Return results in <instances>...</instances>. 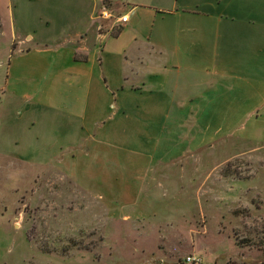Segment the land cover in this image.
<instances>
[{
  "label": "rangeland",
  "instance_id": "rangeland-1",
  "mask_svg": "<svg viewBox=\"0 0 264 264\" xmlns=\"http://www.w3.org/2000/svg\"><path fill=\"white\" fill-rule=\"evenodd\" d=\"M9 5L0 0L5 20ZM125 14L148 32L143 11L127 8ZM119 28L103 22L100 32L112 29L114 35ZM30 47L24 38L9 36L0 20V140L12 155H0V264H264V146L222 139L161 170L147 182L154 187L133 188V171L113 163V155L130 147L129 138L144 150L136 135L146 136V123H136L134 133L127 119L118 140L104 126L96 140L56 154L60 144L73 142L67 138L75 136L76 126L68 128L63 115L52 120L47 111L34 117L31 100L22 98L36 82L16 80L15 71L39 64L14 56ZM10 63L9 90L1 96ZM31 148L44 154L30 155Z\"/></svg>",
  "mask_w": 264,
  "mask_h": 264
},
{
  "label": "crops",
  "instance_id": "crops-1",
  "mask_svg": "<svg viewBox=\"0 0 264 264\" xmlns=\"http://www.w3.org/2000/svg\"><path fill=\"white\" fill-rule=\"evenodd\" d=\"M28 1L33 5L8 0L9 19L0 14V20L9 36L31 46L14 57L39 64L14 76L36 82L22 94L31 100L32 115L47 111L52 120L63 115L68 128L76 126L75 136L67 138L73 142L60 144L56 154L96 140L104 126L118 140L121 123L130 120V131L137 133L135 124L144 122L146 136L136 135L144 150L129 138L130 147L113 155V163L129 166L133 188L141 190L154 187L147 182L161 170L216 141L264 146V0H176L172 8L146 5L155 0ZM127 8L143 11L148 32L131 23ZM103 9L128 20H102ZM103 22L119 25V31L101 33ZM27 28L39 31L17 34ZM10 67L1 96L9 90ZM0 155L12 156L1 140Z\"/></svg>",
  "mask_w": 264,
  "mask_h": 264
},
{
  "label": "built area",
  "instance_id": "built-area-1",
  "mask_svg": "<svg viewBox=\"0 0 264 264\" xmlns=\"http://www.w3.org/2000/svg\"><path fill=\"white\" fill-rule=\"evenodd\" d=\"M99 18L102 20H113L114 23L117 22V24H124L127 22V16H119L118 18H114L113 15L107 10V9H103L100 14H99ZM188 261H190V258L188 259ZM192 261L196 262L199 260L196 259H192Z\"/></svg>",
  "mask_w": 264,
  "mask_h": 264
}]
</instances>
